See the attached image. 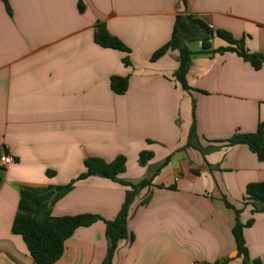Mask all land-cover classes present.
Returning <instances> with one entry per match:
<instances>
[{
    "label": "crops",
    "instance_id": "obj_1",
    "mask_svg": "<svg viewBox=\"0 0 264 264\" xmlns=\"http://www.w3.org/2000/svg\"><path fill=\"white\" fill-rule=\"evenodd\" d=\"M7 1L11 12L0 0V152L15 162L0 167V264H37L12 231L22 186H65L87 159L119 156L126 158L121 179L153 185L135 198L128 223L134 239L121 242L114 264H242L234 209L242 223L254 220L246 246L264 264V212L245 199L249 184L264 183V162L247 145L228 143L264 121V65L256 70L232 52L196 53L187 91L176 78L178 50L152 60L180 15L264 54V0ZM98 22L130 53L99 45ZM216 39L215 48L226 45ZM113 77L128 78L124 94L113 91ZM144 151L153 153L146 165ZM128 190L99 176L78 180L52 214L113 220ZM107 247L98 221L79 228L54 264H102Z\"/></svg>",
    "mask_w": 264,
    "mask_h": 264
},
{
    "label": "trees",
    "instance_id": "obj_2",
    "mask_svg": "<svg viewBox=\"0 0 264 264\" xmlns=\"http://www.w3.org/2000/svg\"><path fill=\"white\" fill-rule=\"evenodd\" d=\"M7 10L11 12L7 0H3ZM185 2L187 0H184ZM80 11L85 9L82 2L79 3ZM218 38L225 42V46L215 48L213 40ZM95 41L104 48L120 50L129 54L130 49L116 36L112 35L106 25L98 22L95 31ZM201 42L197 52L190 48V44ZM170 50H178L180 53V66L176 72V78L184 90H191L188 84V73L192 65L193 57L196 53L210 56L222 55L227 52L238 54L244 61L260 70L264 65V54L251 52L245 39H236L230 32L225 30H214L203 19L194 15L177 16L172 38L169 43L161 48L153 56L156 61ZM124 64H131L129 57L124 58ZM111 87L117 94H124L129 87L128 78L113 77ZM192 136L196 135L195 126L192 129ZM228 143L233 145L244 144L255 153L259 161L264 162V121H260L254 133H235ZM153 158V153L142 152L140 163L146 165ZM169 159L165 163H168ZM86 170L74 181L65 186H49L47 188H35L22 186L20 188V200L16 216L14 218L12 231L20 235L34 261L37 264H54L62 258L65 251L66 242L81 227H90L98 221H103L106 225L107 254L102 264H114L115 256L120 244L126 239H134V235L128 229V223L133 217L132 205L140 191L152 186V180H143L139 183L124 181L120 175L126 169V158L117 157L112 162H107L100 158H89L85 161ZM92 176H99L116 181L127 186L126 200L113 220L104 219L98 214H77L67 216H54L53 206L65 197L72 189L76 181L84 180ZM1 180V176H0ZM151 196L143 202L147 204ZM246 202L254 207V212H264V183H252L246 189ZM227 207L234 209L226 200ZM236 212V224L233 234L236 241L238 256L242 264H262L260 260H252L250 252L246 246L244 231L253 225L254 220L246 224L240 221V212ZM230 259H223L214 264H228Z\"/></svg>",
    "mask_w": 264,
    "mask_h": 264
},
{
    "label": "built area",
    "instance_id": "obj_3",
    "mask_svg": "<svg viewBox=\"0 0 264 264\" xmlns=\"http://www.w3.org/2000/svg\"><path fill=\"white\" fill-rule=\"evenodd\" d=\"M15 159L12 155L6 152H0V167H8L9 165L13 164Z\"/></svg>",
    "mask_w": 264,
    "mask_h": 264
},
{
    "label": "rangeland",
    "instance_id": "obj_4",
    "mask_svg": "<svg viewBox=\"0 0 264 264\" xmlns=\"http://www.w3.org/2000/svg\"><path fill=\"white\" fill-rule=\"evenodd\" d=\"M216 42H218V44H224V42L223 41H221L220 39H216ZM199 47H200V44H197V43H192V44H190V48L192 49V50H196V49H199Z\"/></svg>",
    "mask_w": 264,
    "mask_h": 264
}]
</instances>
